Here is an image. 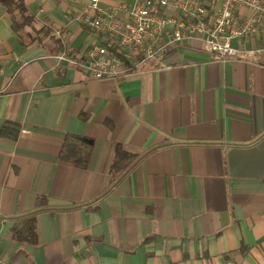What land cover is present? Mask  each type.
<instances>
[{
  "label": "crops",
  "instance_id": "1",
  "mask_svg": "<svg viewBox=\"0 0 264 264\" xmlns=\"http://www.w3.org/2000/svg\"><path fill=\"white\" fill-rule=\"evenodd\" d=\"M23 2L25 22L0 2V127L20 128L0 139V264H264V31L231 40L250 58L172 44L94 79L56 58L111 44L79 19L86 0ZM68 133L92 139L85 168L58 158ZM117 144L138 159L118 182Z\"/></svg>",
  "mask_w": 264,
  "mask_h": 264
},
{
  "label": "built area",
  "instance_id": "2",
  "mask_svg": "<svg viewBox=\"0 0 264 264\" xmlns=\"http://www.w3.org/2000/svg\"><path fill=\"white\" fill-rule=\"evenodd\" d=\"M78 17L105 36L114 50L98 42L77 58L64 53L56 58L100 79L121 76L127 70L125 64L159 63L172 44L196 46L217 61L250 58L257 50L236 48L231 40L264 31V0H132L130 7L108 10L99 6V0H86Z\"/></svg>",
  "mask_w": 264,
  "mask_h": 264
},
{
  "label": "trees",
  "instance_id": "3",
  "mask_svg": "<svg viewBox=\"0 0 264 264\" xmlns=\"http://www.w3.org/2000/svg\"><path fill=\"white\" fill-rule=\"evenodd\" d=\"M7 13L12 16L13 11L18 10L23 16V22L30 19L26 14L23 0H0ZM13 29L19 27V23L12 17ZM109 49H113V45L107 44ZM114 50V49H113ZM20 131L19 125L16 122L5 121L0 127V139L7 137L15 139ZM92 151V139L83 135L68 133L64 136L62 144L59 149L58 158L78 168H85L89 163ZM136 158L135 153H132L121 145H115L113 160L111 163L112 175H118L116 182L122 179L132 167L136 164L138 159L131 163ZM39 199L36 205L40 204ZM36 210L29 215L15 220L11 227L12 236L17 241H31L35 236V215Z\"/></svg>",
  "mask_w": 264,
  "mask_h": 264
},
{
  "label": "rangeland",
  "instance_id": "4",
  "mask_svg": "<svg viewBox=\"0 0 264 264\" xmlns=\"http://www.w3.org/2000/svg\"><path fill=\"white\" fill-rule=\"evenodd\" d=\"M17 21V20H16Z\"/></svg>",
  "mask_w": 264,
  "mask_h": 264
}]
</instances>
